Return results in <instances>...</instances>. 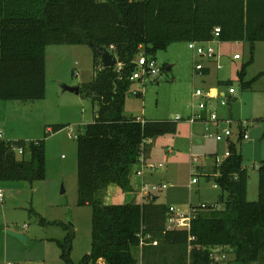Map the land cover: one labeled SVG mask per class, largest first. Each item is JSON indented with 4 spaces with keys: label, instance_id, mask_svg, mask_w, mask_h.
Masks as SVG:
<instances>
[{
    "label": "trees",
    "instance_id": "trees-1",
    "mask_svg": "<svg viewBox=\"0 0 264 264\" xmlns=\"http://www.w3.org/2000/svg\"><path fill=\"white\" fill-rule=\"evenodd\" d=\"M217 27L220 42L249 44L251 62L254 44L264 42V0H0V101L44 99L50 45L90 41L121 66L103 68L93 54V77L77 87L96 105L93 122L76 137L77 205L91 208L90 252L78 264H137L133 251L139 246L142 264H264V161L257 201L249 202L247 171L231 141L228 155L215 160L207 176L220 190L223 208L198 207L188 231L166 230L168 207L155 196L124 204H105L101 197L108 185L132 192L130 175L146 142L176 131L174 121L124 117L135 61L140 55L152 58L172 43L211 41ZM245 67L237 75L249 88L264 73L244 82ZM63 128L49 127L46 133ZM44 179V139H0V182ZM72 238L70 233L57 242L65 264H74L69 258ZM217 248L233 258L215 262L211 256Z\"/></svg>",
    "mask_w": 264,
    "mask_h": 264
},
{
    "label": "rangeland",
    "instance_id": "rangeland-1",
    "mask_svg": "<svg viewBox=\"0 0 264 264\" xmlns=\"http://www.w3.org/2000/svg\"><path fill=\"white\" fill-rule=\"evenodd\" d=\"M218 44L222 68L209 80L217 78L219 82L231 83L217 85L226 98L229 88L235 90L225 106L214 105L218 122L189 121L191 113H200L190 107L195 104L192 93L200 87V82L193 71L196 57L186 42L169 44L150 55L159 73L156 77L133 81L126 94L124 117L176 123L174 134L146 142L139 159L154 165L155 170L145 171L139 178L145 179V185H165L166 189L155 193L156 202L178 211L202 205L223 208L220 190L207 175L212 174L215 157L224 156L230 141L240 151L247 171L246 199L255 202L258 198L256 166L264 161V76L244 88L237 74L246 66L244 82H248L264 72V42L255 43L251 62L248 43ZM93 54L88 45L47 46L44 99L30 103L0 101V118L7 116L4 126L0 123V139L45 141L44 180L32 184L0 182L4 194L0 203V264H65L57 242H63L70 233L73 238L69 258L74 264L90 252L91 208L77 205L76 137L85 125L93 122L96 105L79 94L62 91L61 85L80 87L89 83L94 72ZM235 55L239 59L234 60ZM238 121L247 124L249 140L239 137ZM53 126L64 128L47 134L46 129ZM228 127L232 131L230 137L221 132ZM134 169L138 170L139 166H133L131 176L136 172ZM192 179L197 182L191 184ZM101 197L105 204H124L141 198L134 195L133 188L132 192H123L115 185H108ZM149 199L150 195L144 196V201ZM9 233L27 240L24 242ZM225 252L218 254L225 255L227 262L233 256ZM133 254L137 264H142L141 246ZM97 264L104 262L100 260Z\"/></svg>",
    "mask_w": 264,
    "mask_h": 264
},
{
    "label": "built area",
    "instance_id": "built-area-1",
    "mask_svg": "<svg viewBox=\"0 0 264 264\" xmlns=\"http://www.w3.org/2000/svg\"><path fill=\"white\" fill-rule=\"evenodd\" d=\"M220 33V29L214 28L213 30V38L211 41L208 42H188L187 47L190 49L193 53V55L199 59L202 60H207V61H215L217 58L216 51L212 43L214 41L218 40ZM235 60L239 59L238 55H235L233 57ZM218 63V62H217ZM216 63V68L221 69L222 67L220 64ZM117 68L120 69L121 66L120 64H116ZM135 66L136 69L135 71L131 74L130 80L133 81H141L143 78H148V77H156L157 74L159 73L158 68L156 67V63L153 58H148L144 55H140L138 59L135 61ZM194 70L198 73H202L205 70V66L203 63H197L194 66ZM134 95H139L138 92H134ZM227 98L222 96L223 98L221 99L217 93L211 92L209 89H203V88H197L193 91L192 97L195 100V104L192 103L190 105L191 108H196L197 110L200 111V113L195 114L192 113L189 117L190 123L196 121V120H204L206 124L208 122H218L219 118L216 115V113L213 111V107L216 104H219L220 106H225L228 102V99L230 96L235 95V90L232 88L228 89L227 93ZM219 98V99H218ZM225 98V99H224ZM219 100V101H218ZM202 114L205 115V117L202 116ZM137 121H141L137 119ZM226 124L230 125L231 121L230 120H225ZM246 123H241L239 125V128L241 129V138L243 140H249V136L246 132ZM222 134H224L226 137H230L232 134V131L230 127L224 129L221 131ZM20 153V150H19ZM228 155V151L225 152L224 156ZM217 162L220 159H216ZM137 165L139 166V169L136 170L135 175L137 177H143L145 174V171H154L155 166L154 165H147L144 163L142 159H139ZM197 181L195 179H192L191 184H195ZM166 189V186H159V185H142L139 191V195L141 198H144V196L150 195V196H155V193L160 192L162 190ZM4 194L3 191L0 189V203H2ZM208 205H202L200 208H206ZM209 207L216 208L215 205H210ZM198 208V207H197ZM197 208H190V210H181L178 211L176 208L170 206L168 207L167 210V215H166V223H165V228L166 230H173V229H178V230H189L190 228V222L191 219L193 218L194 214L197 211ZM153 246L157 245V242L154 241L152 243ZM211 258L215 262L223 261L225 259V255L223 254H218V251H214L212 253Z\"/></svg>",
    "mask_w": 264,
    "mask_h": 264
},
{
    "label": "crops",
    "instance_id": "crops-1",
    "mask_svg": "<svg viewBox=\"0 0 264 264\" xmlns=\"http://www.w3.org/2000/svg\"><path fill=\"white\" fill-rule=\"evenodd\" d=\"M220 41L219 40H217V41H214L213 43H212V45L214 46V48H215V51H216V55H217V58L215 59V61L213 60V61H207V60H202V59H199V58H197L196 57V60H195V63L197 64V63H203V65L205 66V70L202 72V73H198V72H196L194 69H193V71H194V75H195V77L196 78H199L198 80H199V82H200V87H196L195 89H197V88H203V89H209L211 92H213V93H217V95L219 96V97H222L223 95L225 96V92L224 91H220L219 90V87L217 86V85H224L226 82H219L218 81V79L217 78H215V80H212V81H210L209 80V78L211 77V75L213 74H215L216 76H217V71L219 70V69H217L216 68V63L218 62V63H220L219 62V51H218V48H216V46H218ZM232 43H235V44H237V43H244V42H232ZM255 45V44H254ZM249 49H250V46H249ZM255 49V46L253 47V50ZM254 52V51H253ZM253 59V58H252ZM235 60V59H234ZM204 61H206L207 62V64H205L204 63ZM217 63V64H218ZM221 66V65H220ZM262 73H264V72H262ZM262 73H260V74H262ZM263 77V76H262ZM259 79V78H258ZM229 84V86L231 85V83H228ZM194 89V90H195ZM231 97V96H230ZM1 103V102H0ZM1 105V104H0ZM0 108H1V106H0ZM192 114V113H191ZM202 116L203 117H205V115L204 114H202ZM6 120H7V116H4L3 118H0V123H1V125L2 126H4V123H6ZM242 122L241 121H238V127H239V125L241 124ZM240 133H241V131H240ZM240 135V134H239ZM0 136H1V132H0ZM29 141V140H28ZM197 142L198 143H200V141L199 140H197ZM215 160H216V157H215ZM214 160V161H215ZM214 165V164H213ZM213 168V167H212ZM134 171H136V169H134ZM133 171V172H134ZM211 172H212V169H211ZM209 175V174H208ZM207 175V176H208ZM135 174L133 175V176H131L130 175V183H131V186H132V188H133V191H134V195L135 196H138L139 197V191H140V188H141V186L142 185H145L144 183H145V179H140L139 177H137V176H135ZM211 176V175H210ZM10 193H9V191H7V192H5V195L6 196H8ZM140 198V197H139ZM157 199V198H156ZM137 201V200H136ZM140 202H143L144 201V198H140V200H139ZM170 207V206H169ZM173 207V206H172ZM217 207V206H216ZM175 208V207H174ZM218 209V208H217ZM223 251V252H225L226 250H222V249H220V248H217V249H215V251ZM226 253V252H225Z\"/></svg>",
    "mask_w": 264,
    "mask_h": 264
},
{
    "label": "water",
    "instance_id": "water-1",
    "mask_svg": "<svg viewBox=\"0 0 264 264\" xmlns=\"http://www.w3.org/2000/svg\"><path fill=\"white\" fill-rule=\"evenodd\" d=\"M86 45H88L93 50V53L100 59V63H101L103 68L113 67L118 63L117 58L114 57L113 54H111L108 50L103 49L101 47H98L97 45L93 44L90 41H88L86 43ZM61 89L64 92L78 94V88L77 87H69L66 85H61ZM261 167H262V164H257L256 171L258 172ZM9 234L20 239V240H22V241H24V242H26V240H27V238L22 236V235L13 234V233H9Z\"/></svg>",
    "mask_w": 264,
    "mask_h": 264
}]
</instances>
